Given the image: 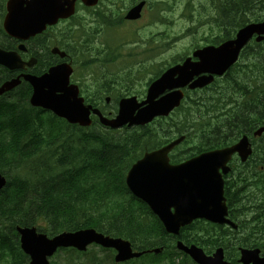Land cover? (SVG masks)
Wrapping results in <instances>:
<instances>
[{"label": "flooded vegetation", "instance_id": "flooded-vegetation-1", "mask_svg": "<svg viewBox=\"0 0 264 264\" xmlns=\"http://www.w3.org/2000/svg\"><path fill=\"white\" fill-rule=\"evenodd\" d=\"M244 2L240 0L242 6ZM249 3L257 1L251 0ZM74 9L73 17L59 20L55 26L47 27L45 31L28 40L10 38L0 30V51L12 53L17 59L10 56L8 62L12 63L8 67L0 65V87L15 82L13 87L0 96V113L10 108L12 103L18 106L29 101L32 87L25 80V76L41 77L49 69L67 64L72 70L70 84L77 85L79 95L89 98L94 108L99 107V97L96 95L105 96L103 99L108 107L98 109L103 115L114 118L121 95L135 97L138 102L148 95V86L157 79L156 72L149 74L150 68L161 63V67L170 64V67H174L187 59L196 62L198 59L193 57L195 52L206 46L217 47L222 41L217 39L206 44L186 45L177 49L181 43L178 40L169 42L167 32L161 26L166 22L169 9V2L166 0H98L93 6H86L81 0H76ZM252 9L259 10L258 7ZM129 12L136 14L127 19ZM233 12L217 11L216 15H220L222 20L230 19L233 18ZM259 12L263 16L264 8ZM222 23V34H232L226 22ZM156 27L163 28L164 33H158ZM145 34L147 43L140 44L138 36ZM115 35L125 37L116 43L108 40V36ZM125 39L136 43L131 45L132 49L123 50L120 49L121 45H117ZM253 44L256 43L251 40L249 45ZM138 47L144 49L140 50ZM61 53L65 54L63 58ZM182 92L184 98L180 107L169 117L181 109L198 117L207 115L206 126L209 121L216 122L215 136L210 139L203 131L199 137L187 140L186 135L180 131L186 127L185 119L181 118L180 124L176 125L169 122V118H157L147 126L160 127V122H164L169 129L159 139L149 142V146L144 147L142 156L168 146L174 140L181 139V136L185 140L178 143L167 157L172 167L184 164L204 152L231 147L242 138L248 140L253 152L257 146L260 151L258 155L256 152L252 153L245 162L234 154L228 162L233 186L230 187L227 176H224L223 196L228 208L227 219L231 224L196 220L180 229L178 236L170 238L169 247L168 244L163 245L166 250H171L168 255L171 259H168L167 264H171L173 259L174 264H196L185 254L176 251L179 242L200 250L209 264H264L261 261L264 259V186L259 191L245 193L243 189L235 188L237 171L249 170L252 166L255 170H264V135H255L264 125V95H227L226 99H222L224 95L218 91H208L205 88L189 90L188 86ZM111 95H118V100L110 107ZM124 129L136 128L125 126Z\"/></svg>", "mask_w": 264, "mask_h": 264}, {"label": "trees", "instance_id": "trees-1", "mask_svg": "<svg viewBox=\"0 0 264 264\" xmlns=\"http://www.w3.org/2000/svg\"><path fill=\"white\" fill-rule=\"evenodd\" d=\"M230 1L219 11L235 9L236 23L229 27L231 32L247 22L248 15L241 9L240 0ZM256 1L264 5V0ZM253 5L244 2L242 7L251 9ZM262 63L259 58L249 62L264 73ZM225 82L243 95H264L262 82L244 85L232 75ZM16 112L12 105L0 117V128H4L0 130V174L7 180L0 192V264H28L20 250L17 227H35L49 237L93 228L128 240L136 251L148 250L164 239L161 224L129 194L124 183L127 169L144 147L160 138L150 127L115 139L85 132L28 105L20 115ZM144 139L147 143L142 142ZM61 252L67 255L68 264L84 256L74 250ZM98 261L87 260L91 264Z\"/></svg>", "mask_w": 264, "mask_h": 264}, {"label": "water", "instance_id": "water-1", "mask_svg": "<svg viewBox=\"0 0 264 264\" xmlns=\"http://www.w3.org/2000/svg\"><path fill=\"white\" fill-rule=\"evenodd\" d=\"M73 1L9 0L6 4L4 30L13 37L26 39L34 36L44 30L46 25H53L58 19L68 17ZM254 35L257 36V42L264 40V22L245 26L238 31L234 40L218 48H206L198 52L199 63L184 65V68H174L166 72L150 86L146 100L140 105L135 98L122 100L118 116L114 120L108 122L101 118L97 111L93 113L100 117L104 125L111 128H120L126 124L129 127L146 125L155 117L167 116L178 106L182 95L176 92L156 101L159 95L165 90L186 86L194 76L202 73L208 77L196 80L190 88L208 85L214 76L223 75L237 61L240 50ZM8 56L0 52V64L7 65ZM69 74L66 66L62 65L51 69L43 78L28 77L34 89L31 104L54 113L70 124L89 126L91 108L85 107L83 100L78 99L75 88H68ZM175 76L177 79H174ZM2 92L4 88L0 89V94ZM60 92L66 94L56 95ZM180 141L159 151L145 154L132 166L125 180L131 194L149 206L164 225L166 232L174 235L180 227L190 224L195 219L223 222L226 212L222 204L219 205L223 201L219 170L225 173V164L233 153L238 152L242 157L247 156L245 142L241 141L232 148L205 153L178 167H169L167 154ZM4 185L5 179L0 175V190ZM17 232L20 248L29 257L30 264H49L48 259L60 248L71 247L84 251L90 244L115 249L117 263L140 256L132 253L128 242L103 237L93 230L61 234L53 238L38 234L34 228H18ZM183 250L193 259L204 262L200 258V252L195 248Z\"/></svg>", "mask_w": 264, "mask_h": 264}, {"label": "rangeland", "instance_id": "rangeland-1", "mask_svg": "<svg viewBox=\"0 0 264 264\" xmlns=\"http://www.w3.org/2000/svg\"><path fill=\"white\" fill-rule=\"evenodd\" d=\"M176 1H179L180 5L178 7V11H181L187 4H188V0H176ZM190 5L192 7V17L194 18L195 20V23L194 25H197L198 26V34L196 36V40L194 38H189L187 39L186 41H182L181 45L178 48H181L182 46H186V45H190V44H194L196 42H198L199 44H204V39L205 38H208L209 40L212 39L213 36H215L217 34V31L215 29L212 28V26L208 25V24H205V19H213L214 20V16L215 14L217 13V4H214L213 5H209L205 0H191L190 1ZM205 5L203 8H202V14H199V11H200V7ZM195 8L197 9V12H195ZM214 8V9H213ZM205 9V10H204ZM216 12H215V11ZM259 11V10H258ZM256 11L255 14H259V12ZM254 13V12H253ZM251 16H253L251 14ZM167 18L169 19H172V25L168 28V29H165V31L167 32V36H168V40L170 42V39L173 37V36H176L178 34H182L185 32L186 30V27H188V25L186 24L185 20H184V24L183 23H180V16H178L177 14H173L172 16L170 15H166ZM156 31L158 33H164V29L161 28V27H156ZM146 36L147 34H145V36L143 35H139L138 36V39H139V43L142 44V43H147L146 41ZM123 35H115V36H108V40L113 42V43H116L118 40L120 41V39H122ZM128 39H131V37H128ZM128 39H125L121 42H118L117 45H121L120 49H123V50H128V49H132L131 45H134L136 44L134 41L132 42H129L131 40H128ZM111 42H108L110 44H113ZM96 44H98V42H96ZM99 45V44H98ZM138 49L140 50H143L144 48H140L138 47ZM125 60V59H124ZM162 63L157 65L156 67H152L149 69V74H152V73H155L158 69V67H161ZM97 69V68H96ZM115 69V68H114ZM116 71V69H115ZM146 79V76L144 78V80ZM224 95L222 97V99H226V96L227 95H232V92L231 91H225L223 92ZM113 106V103L110 104V107ZM192 115H196V114H192ZM180 116H175L173 117V120H177L179 119ZM98 130V129H96ZM167 130V126L166 124H161L160 127H156L154 129V136H159L161 137L162 135H164V133L166 132ZM131 132H133L132 130H129V131H122V133H113L111 134L112 136L114 137H121V136H125L126 134H130ZM103 134H106L105 132H103ZM108 135V134H106ZM109 254L108 253H101L97 248H91L90 249V252L88 253V256L87 258H92V257H98V258H103L105 256H108ZM66 259H67V255L65 253H59L57 256L54 257V259L52 260L54 264H68L66 262ZM150 260V256H146V257H143L141 260H139L138 262L139 263H142V262H146V261H149ZM86 260L85 259H81L80 261H76V262H73L75 264H82V263H85Z\"/></svg>", "mask_w": 264, "mask_h": 264}]
</instances>
